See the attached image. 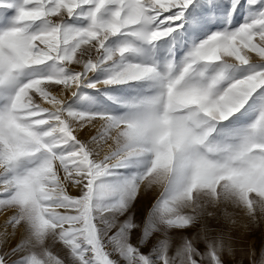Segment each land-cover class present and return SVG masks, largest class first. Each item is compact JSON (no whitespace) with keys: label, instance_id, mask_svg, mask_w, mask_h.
<instances>
[{"label":"snow or ice","instance_id":"obj_1","mask_svg":"<svg viewBox=\"0 0 264 264\" xmlns=\"http://www.w3.org/2000/svg\"><path fill=\"white\" fill-rule=\"evenodd\" d=\"M0 215V264H264V0H0Z\"/></svg>","mask_w":264,"mask_h":264},{"label":"rangeland","instance_id":"obj_2","mask_svg":"<svg viewBox=\"0 0 264 264\" xmlns=\"http://www.w3.org/2000/svg\"><path fill=\"white\" fill-rule=\"evenodd\" d=\"M159 192H160V189H152V190L146 192L142 188L141 192H140V201H139L138 207H142L144 210H147V208H149L151 206V204L156 200V198L159 195ZM236 219L238 221H243L242 216H238V217H236ZM4 221H5V216L0 215V226H2L4 224ZM261 232H264V220H261L259 222L258 226H252L250 233L245 232L243 227H240L239 225L236 226V228H235V234L236 235H240L241 233H243V235L247 238V242L253 243V241H254L255 247H257V248L259 247V238H260ZM244 246L245 245L243 242L237 243V249L238 250H239V248L244 247ZM145 251H147V249H145ZM237 259H239V251L237 252ZM244 264H248V260L246 258L244 260Z\"/></svg>","mask_w":264,"mask_h":264}]
</instances>
